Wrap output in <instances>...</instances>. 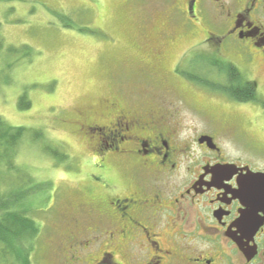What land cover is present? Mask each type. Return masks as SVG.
<instances>
[{
    "label": "flooded vegetation",
    "instance_id": "1",
    "mask_svg": "<svg viewBox=\"0 0 264 264\" xmlns=\"http://www.w3.org/2000/svg\"><path fill=\"white\" fill-rule=\"evenodd\" d=\"M159 1L146 31L155 44L124 58L127 79L112 74L119 95L77 114L94 173L70 217L66 259L101 243L95 264H126L120 253L127 264H264V0ZM188 34L193 44L168 62ZM235 52L256 69L243 75L257 99H234L258 103L249 119L191 95L232 98L212 84L224 83L220 66L236 65ZM119 165L135 171L137 188L119 192Z\"/></svg>",
    "mask_w": 264,
    "mask_h": 264
},
{
    "label": "rangeland",
    "instance_id": "2",
    "mask_svg": "<svg viewBox=\"0 0 264 264\" xmlns=\"http://www.w3.org/2000/svg\"><path fill=\"white\" fill-rule=\"evenodd\" d=\"M140 2H144L143 6ZM159 3L131 0L125 6V0H0L6 44L33 48L31 59L11 53L0 57V68L8 82L0 89V116L12 126L43 133L42 140L26 137L19 148L15 161L20 173L5 171L0 180V192L37 187L17 206L25 207L27 215L41 227L38 236L30 241L34 248L27 264H73L66 259L65 234L70 217L82 212L81 186L94 173L87 161L93 150L87 137L79 132L77 114L96 110L106 97L119 95L112 74L118 72V76L127 79L120 75L124 58L146 42L155 44L146 31L149 33L152 23L151 10ZM176 30L180 33L183 28L169 26L168 33ZM193 42L189 34L183 35L169 49L168 62L177 61ZM232 57L247 78L255 75L256 69L249 60L238 52ZM8 63L12 66L4 69ZM218 77L225 76L220 73ZM259 78L264 83V75ZM22 94L31 101L29 108L20 107ZM191 95L216 105L227 116L240 111L249 119L255 114L253 107L258 109V103L249 102L250 108L240 109L230 97L209 98L195 88ZM115 172L119 176V192L138 187L135 171L119 165ZM29 179L31 182L27 183ZM101 246L90 244L82 249L79 262L74 264H95L90 259L98 256ZM116 259L127 264L121 253Z\"/></svg>",
    "mask_w": 264,
    "mask_h": 264
},
{
    "label": "trees",
    "instance_id": "3",
    "mask_svg": "<svg viewBox=\"0 0 264 264\" xmlns=\"http://www.w3.org/2000/svg\"><path fill=\"white\" fill-rule=\"evenodd\" d=\"M33 48L24 44L21 47L7 45L2 34L0 22V57L3 53L23 55L32 58ZM16 55V56H17ZM11 63L6 64L4 69L10 68ZM3 69L0 68V89L3 83H8L3 77ZM220 71L224 74L223 84H212L227 92L233 99L243 101H254L257 99L255 92L250 91V84L239 67L231 62H223ZM21 108H29L31 101L26 94L19 98ZM32 136L34 140H42L41 130L27 128L25 126H12L0 116V180L4 179V172L11 173L19 171L16 165V157L19 148L26 137ZM48 150L49 147L46 146ZM20 175V174H19ZM29 179L27 183H30ZM35 188L21 187L19 189L9 188L0 192V264H27L30 263V255L34 248L31 246L32 239L38 236L41 231L40 225L30 218L28 210L17 206ZM3 191V190H2ZM9 257V260L7 259Z\"/></svg>",
    "mask_w": 264,
    "mask_h": 264
}]
</instances>
